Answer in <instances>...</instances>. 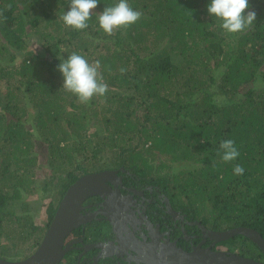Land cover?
Returning <instances> with one entry per match:
<instances>
[{
  "label": "trees",
  "instance_id": "16d2710c",
  "mask_svg": "<svg viewBox=\"0 0 264 264\" xmlns=\"http://www.w3.org/2000/svg\"><path fill=\"white\" fill-rule=\"evenodd\" d=\"M118 2L99 0L74 30L61 19L70 0H0V254L10 252L4 235L34 237L31 251L44 236L15 213L19 202L28 211L25 196L50 200L47 228L79 177L120 166L204 224L264 237V0H249L256 21L236 34L208 14L210 0H127L139 20L108 35L96 14ZM72 53L100 62L104 96L85 104L62 87L57 66ZM227 139L239 152L231 162L219 148ZM40 154L52 168L41 194ZM230 243L260 251L243 236Z\"/></svg>",
  "mask_w": 264,
  "mask_h": 264
},
{
  "label": "flooded vegetation",
  "instance_id": "af4514ba",
  "mask_svg": "<svg viewBox=\"0 0 264 264\" xmlns=\"http://www.w3.org/2000/svg\"><path fill=\"white\" fill-rule=\"evenodd\" d=\"M104 171L114 173L112 180H106L109 190L81 204L79 215L86 217V223L66 237L64 248L70 250L60 264L71 259L73 264H184L182 253H195L198 248L247 257L230 243L239 236L218 241L215 233L227 229L204 224L176 204L165 188L122 166L92 173ZM247 258L264 263L261 250Z\"/></svg>",
  "mask_w": 264,
  "mask_h": 264
},
{
  "label": "clouds",
  "instance_id": "9594fccd",
  "mask_svg": "<svg viewBox=\"0 0 264 264\" xmlns=\"http://www.w3.org/2000/svg\"><path fill=\"white\" fill-rule=\"evenodd\" d=\"M98 3L99 0H70L69 10L61 17L64 25L74 30L86 29ZM249 9V0H210L207 6L208 14L221 21L220 27L232 34L244 32L253 26L256 12ZM96 15L99 27L106 34L112 35L114 31L137 22L141 13L133 10L127 0H119L114 6L105 7ZM57 67L63 77L62 87L74 94L81 103L90 102L94 96H104L108 90V85L103 82L99 72L98 60L90 64L82 55L72 53L67 59L61 58ZM219 148L224 162H231L239 156L235 142L231 139L222 141ZM233 171L242 175L244 169L237 164Z\"/></svg>",
  "mask_w": 264,
  "mask_h": 264
},
{
  "label": "water",
  "instance_id": "95a60500",
  "mask_svg": "<svg viewBox=\"0 0 264 264\" xmlns=\"http://www.w3.org/2000/svg\"><path fill=\"white\" fill-rule=\"evenodd\" d=\"M112 171L101 173H89L78 179L67 189L50 226L47 228L36 251L30 257L19 261H7L0 258V264H60L69 252V246L64 248L65 239L72 230L79 227L80 223H86V217L79 215L83 201L104 190H109L106 180H112ZM235 236H243L254 243L264 255V237L251 228L238 227L224 232L215 233L218 241H227ZM179 252L182 250L176 249ZM181 261L184 264H264L251 258L224 253H212L209 249H196L195 253H182ZM182 264V263H181Z\"/></svg>",
  "mask_w": 264,
  "mask_h": 264
},
{
  "label": "rangeland",
  "instance_id": "374dc122",
  "mask_svg": "<svg viewBox=\"0 0 264 264\" xmlns=\"http://www.w3.org/2000/svg\"><path fill=\"white\" fill-rule=\"evenodd\" d=\"M32 41L28 42V44L33 45V49H41L42 48V43L39 42L38 38L33 37L31 38ZM44 155H47L46 150L44 151ZM45 157L41 160V154H40V162L38 163L39 166L36 167L35 173H36V178L38 179V185H40L39 187V191L42 188L43 185V180H45L48 175H50L52 173V168H50L45 161ZM138 174V173H137ZM140 174V173H139ZM141 175V174H140ZM41 194V191H40ZM28 200L27 202V209L28 211H25V209H22V206L20 204V202L18 203V205H16L15 207V213L17 215H22L23 213H27L28 215L32 216V220L33 222L36 223V225L38 227H40L39 231L43 234H45L47 228V205L49 203L50 200H44L43 203H39L37 200V194L34 195H30L29 197L25 196ZM37 201V203H36ZM15 227V226H14ZM13 229H5V232L10 233ZM2 243H5L6 245H9V250L10 252H6V254H0V258L3 260H7V261H12V260H23L27 257H29V255H33L34 252L36 251L32 249V244L34 242V237L31 238L29 241L27 242H22L20 239H14L12 237L7 238V236H3L1 239ZM241 244H239L240 246L244 245L247 246V243L244 241H238ZM16 244V245H14ZM15 247V248H14ZM12 254V255H10ZM14 254V255H13Z\"/></svg>",
  "mask_w": 264,
  "mask_h": 264
}]
</instances>
